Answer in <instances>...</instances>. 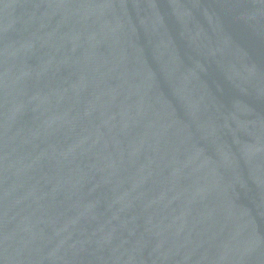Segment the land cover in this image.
Wrapping results in <instances>:
<instances>
[{"label": "water", "instance_id": "obj_1", "mask_svg": "<svg viewBox=\"0 0 264 264\" xmlns=\"http://www.w3.org/2000/svg\"><path fill=\"white\" fill-rule=\"evenodd\" d=\"M0 264H264V0H0Z\"/></svg>", "mask_w": 264, "mask_h": 264}]
</instances>
